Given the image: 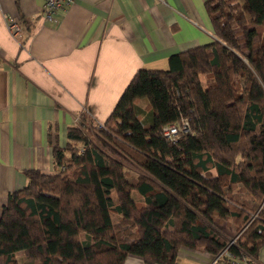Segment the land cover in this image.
Masks as SVG:
<instances>
[{"label":"trees","instance_id":"obj_1","mask_svg":"<svg viewBox=\"0 0 264 264\" xmlns=\"http://www.w3.org/2000/svg\"><path fill=\"white\" fill-rule=\"evenodd\" d=\"M205 11L211 43L170 56L167 70L137 71L103 123L82 111L67 127L53 172H24L0 214L3 264H17V252L31 264H176L184 248L225 264L258 260L264 0H210ZM181 119L188 132L165 139L163 127Z\"/></svg>","mask_w":264,"mask_h":264},{"label":"crops","instance_id":"obj_2","mask_svg":"<svg viewBox=\"0 0 264 264\" xmlns=\"http://www.w3.org/2000/svg\"><path fill=\"white\" fill-rule=\"evenodd\" d=\"M208 1L75 0L49 22L39 0H0V214L26 170H55L52 148L65 147L83 109L103 123L137 71L167 70L170 56L212 42ZM12 19L18 36L8 32ZM215 259L184 248L176 264Z\"/></svg>","mask_w":264,"mask_h":264},{"label":"built area","instance_id":"obj_3","mask_svg":"<svg viewBox=\"0 0 264 264\" xmlns=\"http://www.w3.org/2000/svg\"><path fill=\"white\" fill-rule=\"evenodd\" d=\"M40 1V16L42 21H55L54 15L58 12L64 11L66 8L74 5L75 0H39ZM8 32L12 36H18L22 32V25L19 21L11 20L7 23ZM87 112L86 109H83ZM189 124L185 119H181L178 124H168L163 127L161 133L162 136L168 140L175 141L179 137L180 133L188 132ZM233 241L228 242V245H232ZM226 255H228L226 253ZM214 257V256H213ZM215 262H220L221 264L225 262L221 260V256L214 257ZM231 264H258L257 260L249 256H243L239 261L231 262Z\"/></svg>","mask_w":264,"mask_h":264},{"label":"rangeland","instance_id":"obj_4","mask_svg":"<svg viewBox=\"0 0 264 264\" xmlns=\"http://www.w3.org/2000/svg\"><path fill=\"white\" fill-rule=\"evenodd\" d=\"M200 81H201V84L207 88L210 86V84L213 82L212 78L208 75H201L200 77ZM147 100L146 99H140V103L138 104L139 108L141 109L140 111H138L140 113V116L142 117H147L149 112H147L145 106L147 105ZM134 199L136 200L137 202V205L139 207H142L143 205V202L142 200H140L137 196V193H134ZM228 242L230 241H233V238H228L227 239ZM16 261H17V264H31L29 262V260L26 258L25 254H23L22 252H17L16 254ZM0 264H3L2 263V260L0 261ZM32 264H36V262H32Z\"/></svg>","mask_w":264,"mask_h":264}]
</instances>
